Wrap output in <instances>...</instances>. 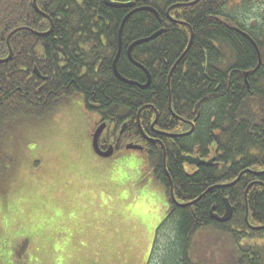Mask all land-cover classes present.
Returning a JSON list of instances; mask_svg holds the SVG:
<instances>
[{
	"label": "trees",
	"instance_id": "trees-1",
	"mask_svg": "<svg viewBox=\"0 0 264 264\" xmlns=\"http://www.w3.org/2000/svg\"><path fill=\"white\" fill-rule=\"evenodd\" d=\"M177 1L137 0L139 7L154 8L160 17L140 10L126 19L118 69L128 80L147 82L145 71L128 57L130 44L160 30L166 5ZM32 2L0 0V58L9 55L7 38L19 29L10 39L11 59L0 62V183L16 162L6 150L16 124L53 113L69 96L82 93L87 108L103 121L116 122L123 145L144 146L166 189L169 211L158 227L148 264L161 232L166 242L157 264H264V245L244 242L264 237V229H251L246 221L248 203L250 224L264 225V173H253L264 170V16L240 22L226 12L234 0H199L182 7L188 8L185 17L176 19L192 28L188 50L191 29L177 23L132 49L134 59L152 76L151 84L142 88L120 80L113 70L126 9L109 7L105 0H38L55 25L51 34L39 35L35 31H47L51 24ZM233 25L256 42L261 63L251 39L236 33ZM36 67L46 79L38 76ZM170 90L175 114L169 107ZM156 111L155 129L163 135L152 129ZM139 122L146 134L160 138L157 143L144 138ZM193 123V133L185 134ZM184 155L215 160L189 172ZM248 169L235 184L221 186ZM171 181L179 203L196 202L177 205ZM226 198L235 212L221 223L210 211L214 207L224 214Z\"/></svg>",
	"mask_w": 264,
	"mask_h": 264
},
{
	"label": "rangeland",
	"instance_id": "rangeland-1",
	"mask_svg": "<svg viewBox=\"0 0 264 264\" xmlns=\"http://www.w3.org/2000/svg\"><path fill=\"white\" fill-rule=\"evenodd\" d=\"M226 12L251 22L264 16V2L234 0ZM98 120L84 95L75 93L53 113L12 129L6 150L16 162L0 183V264L149 263L167 217L166 191L147 152L95 154ZM110 166L107 175L103 168ZM134 179L138 183L128 186ZM164 234L152 264L163 256ZM244 242L264 245V238Z\"/></svg>",
	"mask_w": 264,
	"mask_h": 264
},
{
	"label": "water",
	"instance_id": "water-1",
	"mask_svg": "<svg viewBox=\"0 0 264 264\" xmlns=\"http://www.w3.org/2000/svg\"><path fill=\"white\" fill-rule=\"evenodd\" d=\"M106 1V4H108L109 6H112V7H121V6H124L123 4H121V3H118V2H115V1H112V0H105ZM33 6H34V8L38 11V12H40L42 15H44L45 17H47V18H49L50 19V21H51V27H50V29L48 30V31H46V32H36V33H38L39 35H49V34H51V32L53 31V28H54V22H53V20H52V18H51V16L48 14V13H45L44 11H42L40 8H39V6H38V0H33ZM137 10H151V11H154V12H156L157 10L156 9H154V8H147V7H144V8H140V9H137ZM126 19L127 18H125L124 20H123V22H122V24H121V27H120V32H119V34H120V43H119V51H118V53H117V55H116V57H115V59H114V62H113V70H114V73H115V75H116V77L117 78H119L120 80H122V81H124V82H127V83H132V84H136V85H140V87H142V88H146V87H148L150 84H151V82H152V76H151V73L149 72V70L144 66V65H142V64H140L139 62H137L135 59H134V57L132 56V49L134 48V46L135 45H137V44H140V43H143V42H147V41H150V40H153V39H155L158 35H160L162 32H163V30H160V31H158V32H156V33H154L153 35H151V36H149V37H147V38H142V39H138V40H136V41H134L132 44H131V46H130V48H129V51H128V55H129V58H130V60L135 64V65H137L138 67H140L141 69H143L144 71H145V73H146V75H147V82L145 83V84H139V83H137V82H134V81H131V80H128L127 78H125L121 73H120V71H119V69H118V59H119V57H120V52H121V49H122V33H123V27H124V23H125V21H126ZM19 29H15V30H13L10 34H9V36H8V38H7V43H8V46H9V50H10V53H9V55L6 57V58H0V62L2 63V62H7V61H9L10 59H11V57H12V55H13V50H12V47H11V44H10V39H11V36L15 33V32H17ZM259 56H260V62L262 61V58H261V54H260V52H259ZM175 68V67H174ZM174 68L170 71V74H169V80H168V83H169V85H170V80H171V76H172V72H173V70H174ZM36 71H37V73L38 74H40V71L38 70V68H36L35 69ZM41 75V74H40ZM170 95H171V90H170ZM169 107H170V110L173 112V109H172V104H171V97H170V103H169ZM141 110V109H140ZM142 111V110H141ZM140 111V112H141ZM158 117H159V113L157 112V117H156V120H155V122L153 123V125H152V127L154 128V125L156 124V122H157V119H158ZM138 119H140V118H138ZM106 125H107V123L106 122H104V123H102L101 125H99V127L96 129V131L94 132V134H93V148H94V150H95V152L98 154V155H100V156H102V157H111L113 154H114V152H115V150H116V148L117 147H115V146H113V145H111L107 150H104V149H102V147L100 146V142H99V140H100V136H101V134L103 133V131H104V129L106 128ZM141 127V126H140ZM194 129V128H193ZM192 129V130H193ZM141 130H142V128H141ZM190 131V132H188V133H186V134H190V133H192L193 131ZM142 132H143V135H144V137L146 138V139H148V140H153V139H151L149 136H147L145 133H144V131L142 130ZM171 136H178L177 134H172ZM127 148H132V149H142V146H140V145H136V144H129L128 146H127ZM184 160L187 162V163H189V164H191V165H197V166H200V165H202V164H211L212 162H213V159H211V160H209V161H205V160H202V159H200V158H198V157H193V156H184ZM247 171H250V169H248V170H246V171H244V172H242L241 174H240V176L238 177V179H236V181H234L233 183H230V184H225V185H221L222 187H225V186H230V185H233V184H235V182H237L241 177H242V175L245 173V172H247ZM253 173H255V174H257V175H260V174H262V173H264V171H262V172H254L253 171ZM251 186H252V184L251 185H249V188L248 189H250L251 188ZM248 191V190H247ZM171 196H172V200L177 204V205H179V206H181V207H184V206H187V205H191V204H193L194 202H196V201H193V202H190V203H179L177 200H176V198H175V195H174V190H173V183H172V181H171ZM247 208H248V206H247ZM234 207L232 206V204L230 203V201H229V199H226V211H225V213L223 214V215H219V214H217V213H215V211H214V207L212 208V210H211V216H212V218L213 219H215L216 221H219V222H226V221H229L232 217H233V214H234ZM246 221H247V223L249 224V220H248V211H247V214H246ZM250 225V224H249ZM251 226V225H250ZM252 227V229H255V230H260V229H264V225L263 226H251Z\"/></svg>",
	"mask_w": 264,
	"mask_h": 264
},
{
	"label": "flooded vegetation",
	"instance_id": "flooded-vegetation-1",
	"mask_svg": "<svg viewBox=\"0 0 264 264\" xmlns=\"http://www.w3.org/2000/svg\"><path fill=\"white\" fill-rule=\"evenodd\" d=\"M113 1L118 2V3H121L124 6H121V7H112V6H109V7L126 9L127 10L126 15L132 14V13H135V12H138L140 10H137V9L144 8L145 7V6L139 7L138 4H137V0H113ZM192 1H194V0H180V1H177L176 3H174L172 5H166V9L167 10H166L165 18H164V24H163L164 26L160 29V30H163L162 33L166 32L167 28L170 26L171 23H177L178 25H180L184 29H185V25H188L190 27V25L185 20H183V19H176V18L177 17H181V16L185 17V11L188 8H182V7H189L191 5H182V4H189ZM211 1H213L215 3V0H211ZM262 1L264 2V0H262ZM126 15L123 17V19L126 17ZM158 17H160V15ZM122 22H123V20H122ZM122 22H121V24H122ZM181 22H184V23H181ZM242 23H244V22H242ZM54 27H55V25H54ZM232 28H233V30H235L236 33H238V34H240V35L248 38V36L245 35V33H247V32L242 27H240L238 25H233ZM190 29L192 30L191 27H190ZM160 30H158V31H160ZM158 31H156V32H158ZM119 32H120V29H119ZM188 34L190 35L191 33L188 32ZM119 36H120V34H119ZM119 38L120 37H118V43H120L119 42L120 41ZM248 39L250 40V38H248ZM131 44H130V46H131ZM130 46H129V48H130ZM122 48H123V44H122ZM118 49H119V45H118ZM128 57H129V55H128ZM40 77H42L43 79H45V76H43V75L40 76ZM102 118L103 117L100 115L98 122H104V121H106L107 122V129H108L106 135H104V133H103V135H102V137L100 139L102 148L103 149H108L109 146H111V145H114V146L117 145L118 146V149L119 150L120 149L122 150L123 149L122 147L125 146V144L123 145V143L121 141V133L120 132H115L116 122L114 120H112V119H107V120H104L103 121ZM153 131L154 132H157L158 134L163 135L162 131H160V130L153 129ZM151 138L154 139V141H152L151 143H157V141L160 139V138H158L156 136H152ZM144 152H147V151L144 149ZM148 155H149V153H148Z\"/></svg>",
	"mask_w": 264,
	"mask_h": 264
},
{
	"label": "bare ground",
	"instance_id": "bare-ground-1",
	"mask_svg": "<svg viewBox=\"0 0 264 264\" xmlns=\"http://www.w3.org/2000/svg\"><path fill=\"white\" fill-rule=\"evenodd\" d=\"M113 1V0H112ZM199 0H194V1H192V2H190L189 4H182V5H192V4H195V3H197ZM106 2V1H105ZM108 5V4H107ZM109 6V5H108ZM148 8V7H147ZM149 8H151V7H149ZM151 11V10H150ZM152 12H154V11H152ZM156 15H158L159 16V13H158V11H156V12H154ZM130 14H128L125 18H128V16H129ZM124 18V19H125ZM181 23H184V22H181ZM245 35H247L246 33H245ZM248 36V38H250V36L249 35H247ZM192 39H193V31L191 30V39H190V42H189V45H188V48H187V50L189 49V47H190V45H191V43H192ZM251 39V41H252V43L254 44V46L256 47V49H257V51H258V53L260 52L259 51V49H258V46H257V44H256V42L252 39V38H250ZM148 42V41H147ZM122 50V49H121ZM186 50V51H187ZM118 51H119V49H118ZM128 51H129V49H128ZM186 51H185V53H186ZM118 53V52H117ZM121 53V52H120ZM184 53V54H185ZM184 54L182 55V56H184ZM117 55V54H116ZM115 74V73H114ZM139 118H140V112H139V116H138ZM155 122V121H154ZM153 122V123H154ZM153 125V124H152ZM155 126V125H154ZM153 128V127H152ZM165 155H166V151H165V149H164V157H165ZM236 183V182H235ZM248 190V189H247ZM247 190H246V194H247ZM194 201H196V200H194ZM190 202H193V201H190ZM190 202H188V203H190ZM212 210V209H211ZM215 211V210H214ZM210 213H211V211H210ZM216 213V212H215ZM233 216H234V214H233ZM233 218V217H232ZM231 218V219H232ZM230 219V220H231ZM229 220V221H230ZM219 222V221H218ZM226 222H228V221H226ZM221 223H225V222H221Z\"/></svg>",
	"mask_w": 264,
	"mask_h": 264
},
{
	"label": "crops",
	"instance_id": "crops-1",
	"mask_svg": "<svg viewBox=\"0 0 264 264\" xmlns=\"http://www.w3.org/2000/svg\"><path fill=\"white\" fill-rule=\"evenodd\" d=\"M132 155H133V154H131V156H132ZM127 156H129V155H127ZM127 156H126V157H127ZM133 157L136 158L137 155H134ZM100 162H101V161H100ZM123 165H124V167H125V164H123ZM123 165H122V166H123ZM96 166H97V165H96ZM113 169H114V168H113L112 166L107 167V168H103V170H104L103 172L106 173L107 175H110V172H111ZM137 183H138V179H134L132 183H128V182H127V185H128V186H132V185H136Z\"/></svg>",
	"mask_w": 264,
	"mask_h": 264
}]
</instances>
